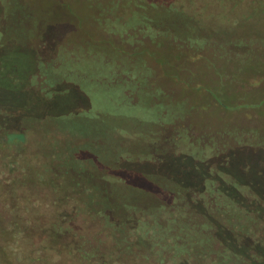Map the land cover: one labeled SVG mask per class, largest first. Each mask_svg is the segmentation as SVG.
<instances>
[{"label": "rangeland", "instance_id": "rangeland-1", "mask_svg": "<svg viewBox=\"0 0 264 264\" xmlns=\"http://www.w3.org/2000/svg\"><path fill=\"white\" fill-rule=\"evenodd\" d=\"M176 1L180 9H148L170 28L154 37L132 0H0V264H44L34 254L40 244L26 237L19 253L15 241L28 217L60 221L68 180L84 179L89 189L88 180L109 183L116 156L137 174L151 167L144 162L153 140L126 132L152 131L176 148L164 161L171 179L182 176L181 164L191 170L187 181L236 176L220 159L213 172L210 160L222 144L230 150L248 131L264 130V0ZM127 184L110 191L147 198ZM99 192L74 195L76 209L107 205ZM52 198L58 205H46ZM75 226L116 240L100 218L76 215Z\"/></svg>", "mask_w": 264, "mask_h": 264}, {"label": "trees", "instance_id": "trees-1", "mask_svg": "<svg viewBox=\"0 0 264 264\" xmlns=\"http://www.w3.org/2000/svg\"><path fill=\"white\" fill-rule=\"evenodd\" d=\"M132 3L142 15L141 29H151L154 37L169 32L170 28L167 23L151 18L148 9L180 7L176 0H132ZM117 78L116 71L109 75L110 80L116 81ZM46 85L48 89L52 88ZM52 89L55 93L56 86ZM34 93L42 99L40 90ZM125 103L127 106L133 104L130 101ZM139 135L148 141L153 140L152 144L148 143L149 151L144 162V165L151 162L150 168L144 167L140 174L130 168L133 171L130 173L119 164L123 158L118 160L120 157L116 156L108 167L109 183L104 177L96 182L88 180L93 185L89 189L90 186L87 188L82 184L84 179L68 180L63 186L66 191H63L62 199H66L62 203L66 211L60 212V221L49 223L42 218L28 217L27 230L21 231L15 249L21 252L20 245L28 237V243L40 244L34 254L36 260H42L44 264H264V130L254 129V134L248 131L232 149L228 150L221 143V149L214 151L211 170L218 171L221 162L236 169L234 178L221 174L219 179L210 175L193 177L190 181L183 180L192 174L182 164L175 166L182 173L179 179L164 174V168L170 167L164 162L165 157L177 154L172 144L169 147L161 144L158 141L160 136L152 131L125 133L129 137ZM15 136L19 142L23 139V134ZM251 139L254 144L250 147ZM126 172L129 173L125 175ZM128 175L143 178L147 184L135 186L137 184L131 183ZM127 183L144 190L147 198L143 201L127 200L110 191L114 186ZM57 187L55 185L52 190ZM95 187L107 205L95 211L76 209L74 195L89 193ZM56 202L52 198L46 205ZM76 215L78 218H100L109 230L116 231L114 244L105 239L106 230H77ZM131 218L135 223H129ZM35 222L41 226L35 227ZM46 243L47 247L44 246Z\"/></svg>", "mask_w": 264, "mask_h": 264}, {"label": "flooded vegetation", "instance_id": "flooded-vegetation-1", "mask_svg": "<svg viewBox=\"0 0 264 264\" xmlns=\"http://www.w3.org/2000/svg\"><path fill=\"white\" fill-rule=\"evenodd\" d=\"M219 149H221V148H219Z\"/></svg>", "mask_w": 264, "mask_h": 264}]
</instances>
